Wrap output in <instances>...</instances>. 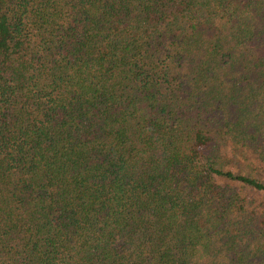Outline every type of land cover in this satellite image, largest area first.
Instances as JSON below:
<instances>
[{
	"label": "trees",
	"instance_id": "obj_1",
	"mask_svg": "<svg viewBox=\"0 0 264 264\" xmlns=\"http://www.w3.org/2000/svg\"><path fill=\"white\" fill-rule=\"evenodd\" d=\"M0 264H264V0H0Z\"/></svg>",
	"mask_w": 264,
	"mask_h": 264
},
{
	"label": "rangeland",
	"instance_id": "obj_2",
	"mask_svg": "<svg viewBox=\"0 0 264 264\" xmlns=\"http://www.w3.org/2000/svg\"><path fill=\"white\" fill-rule=\"evenodd\" d=\"M228 167L230 168V165H229V166H225L226 169H227Z\"/></svg>",
	"mask_w": 264,
	"mask_h": 264
}]
</instances>
